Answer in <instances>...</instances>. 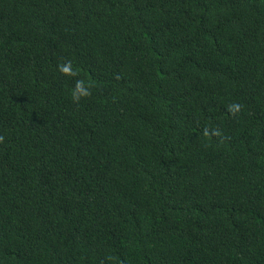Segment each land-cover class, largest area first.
<instances>
[{
	"label": "trees",
	"instance_id": "16d2710c",
	"mask_svg": "<svg viewBox=\"0 0 264 264\" xmlns=\"http://www.w3.org/2000/svg\"><path fill=\"white\" fill-rule=\"evenodd\" d=\"M0 264H264V0H0Z\"/></svg>",
	"mask_w": 264,
	"mask_h": 264
},
{
	"label": "clouds",
	"instance_id": "9594fccd",
	"mask_svg": "<svg viewBox=\"0 0 264 264\" xmlns=\"http://www.w3.org/2000/svg\"><path fill=\"white\" fill-rule=\"evenodd\" d=\"M63 72L65 73V74H67L68 73V68L67 67H65L64 69H63ZM77 92L79 93V95H81V96H85V95H87V92H85L84 90H83V88L81 87V85H77Z\"/></svg>",
	"mask_w": 264,
	"mask_h": 264
}]
</instances>
